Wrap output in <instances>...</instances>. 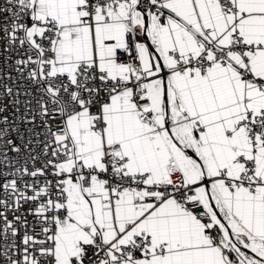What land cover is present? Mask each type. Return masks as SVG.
I'll return each instance as SVG.
<instances>
[{"label": "snow or ice", "instance_id": "6c2138e0", "mask_svg": "<svg viewBox=\"0 0 264 264\" xmlns=\"http://www.w3.org/2000/svg\"><path fill=\"white\" fill-rule=\"evenodd\" d=\"M0 264H264V0H0Z\"/></svg>", "mask_w": 264, "mask_h": 264}]
</instances>
